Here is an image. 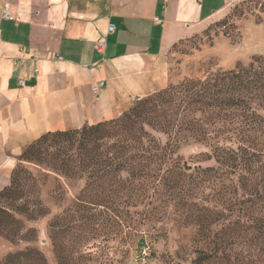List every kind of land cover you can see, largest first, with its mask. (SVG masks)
I'll list each match as a JSON object with an SVG mask.
<instances>
[{
	"label": "rangeland",
	"instance_id": "rangeland-1",
	"mask_svg": "<svg viewBox=\"0 0 264 264\" xmlns=\"http://www.w3.org/2000/svg\"><path fill=\"white\" fill-rule=\"evenodd\" d=\"M256 56H264V0L232 2L201 32L169 50L156 91L247 65ZM145 97L131 98L119 115ZM260 149L251 175H233L230 167L205 173L216 166L204 161L210 143L185 133L174 156L178 168L158 167L161 179L129 182L123 170L87 188L90 180L57 170L54 149L46 148L40 161L22 163L21 198L0 200V209L19 223L9 228L12 240L0 235V263L33 249L46 264H195L202 254L203 264H264V146ZM248 175L247 186H240ZM18 206L32 217L15 213ZM141 242L145 258L143 249L138 252Z\"/></svg>",
	"mask_w": 264,
	"mask_h": 264
},
{
	"label": "crops",
	"instance_id": "crops-1",
	"mask_svg": "<svg viewBox=\"0 0 264 264\" xmlns=\"http://www.w3.org/2000/svg\"><path fill=\"white\" fill-rule=\"evenodd\" d=\"M235 1L0 0V191L41 135L112 120L155 92L169 50Z\"/></svg>",
	"mask_w": 264,
	"mask_h": 264
},
{
	"label": "trees",
	"instance_id": "trees-1",
	"mask_svg": "<svg viewBox=\"0 0 264 264\" xmlns=\"http://www.w3.org/2000/svg\"><path fill=\"white\" fill-rule=\"evenodd\" d=\"M208 129L215 131L208 133ZM185 133L197 143H210L211 153L204 155V161L212 160L216 168H207L205 173L230 167L233 175L239 171L251 175L264 146V56L253 57L247 65L238 64L229 71L156 91L112 120L41 135L17 158L9 184L0 191V200L16 202L21 198L22 163L40 161L46 148L54 149L57 170L65 176L78 174L90 180L87 188L94 186L95 180L116 178L123 170L129 182L161 179L158 167L173 164L178 168L174 156ZM249 175L241 177L240 186H247ZM14 208L15 213L32 217L26 209ZM0 215L5 220L0 221V235L10 239V229L19 223L5 209H0ZM145 245L141 242L138 252ZM21 259L46 264L33 249L8 255L0 264H16ZM205 260L202 254L195 264Z\"/></svg>",
	"mask_w": 264,
	"mask_h": 264
},
{
	"label": "built area",
	"instance_id": "built-area-1",
	"mask_svg": "<svg viewBox=\"0 0 264 264\" xmlns=\"http://www.w3.org/2000/svg\"><path fill=\"white\" fill-rule=\"evenodd\" d=\"M7 14H4V17L7 18ZM114 30V26L112 24L108 25L107 27V31H106V35H111L113 33ZM96 48L98 49L99 52H102L105 48H106V42H100L96 44ZM37 73V70H34V74ZM19 84H22V81H19ZM105 87V82L104 81H99L97 82L95 85H93L92 87V92L94 94L98 93L101 89H103ZM142 256V258H145L147 256L146 251L143 249V251L140 254Z\"/></svg>",
	"mask_w": 264,
	"mask_h": 264
}]
</instances>
